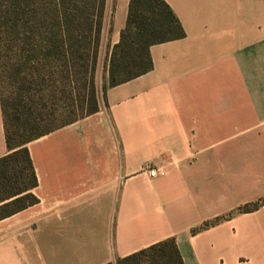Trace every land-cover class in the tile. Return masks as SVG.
Here are the masks:
<instances>
[{"label":"crops","instance_id":"0c3cea01","mask_svg":"<svg viewBox=\"0 0 264 264\" xmlns=\"http://www.w3.org/2000/svg\"><path fill=\"white\" fill-rule=\"evenodd\" d=\"M165 1L184 35L151 45L152 69L107 74L98 111L28 143L38 202L0 218V264H109L167 239L184 264H264V0Z\"/></svg>","mask_w":264,"mask_h":264},{"label":"trees","instance_id":"16d2710c","mask_svg":"<svg viewBox=\"0 0 264 264\" xmlns=\"http://www.w3.org/2000/svg\"><path fill=\"white\" fill-rule=\"evenodd\" d=\"M106 3L0 0V102L9 148L0 158V218L38 202L28 143L78 119L55 125L56 120L99 109L96 69ZM183 35L165 0H130L125 27L109 56V86L150 71L151 45ZM109 264L184 261L175 240L167 239Z\"/></svg>","mask_w":264,"mask_h":264},{"label":"rangeland","instance_id":"374dc122","mask_svg":"<svg viewBox=\"0 0 264 264\" xmlns=\"http://www.w3.org/2000/svg\"><path fill=\"white\" fill-rule=\"evenodd\" d=\"M107 7L105 9L104 20H103V27L101 33V42H100V49H99V56L97 61V69H96V86L97 91L101 92L107 86V74H108V63H109V56H110V47L109 43H106V37L112 31V23H113V15L115 10V0H109L107 2ZM109 82V78H108ZM83 115H73V117H65L61 120H56L53 123L55 125L61 124L67 120L71 119H80ZM60 118V117H59ZM58 118V119H59ZM23 164H25L22 157H20ZM12 206L3 209L2 212H6L10 210Z\"/></svg>","mask_w":264,"mask_h":264},{"label":"built area","instance_id":"2783aa9c","mask_svg":"<svg viewBox=\"0 0 264 264\" xmlns=\"http://www.w3.org/2000/svg\"><path fill=\"white\" fill-rule=\"evenodd\" d=\"M148 172H149V175H150V176H155L157 171H156L155 169H151V168H150V169L148 170Z\"/></svg>","mask_w":264,"mask_h":264}]
</instances>
